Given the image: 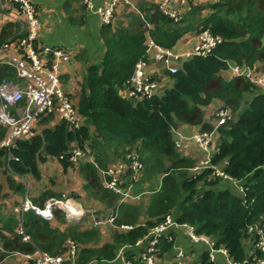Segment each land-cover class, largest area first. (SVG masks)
I'll return each mask as SVG.
<instances>
[{
    "label": "trees",
    "instance_id": "trees-1",
    "mask_svg": "<svg viewBox=\"0 0 264 264\" xmlns=\"http://www.w3.org/2000/svg\"><path fill=\"white\" fill-rule=\"evenodd\" d=\"M5 1L10 0L0 3ZM154 1L139 0L136 11H126L121 20L115 19V24L113 20L103 26L104 54L98 63L86 69L84 88L75 101L82 126L69 130L60 121L49 128L51 117L41 115L38 122L44 128L30 139L18 141L11 150L9 163L14 173L27 177L30 200L41 206L47 199L60 196L45 191L33 199L32 180H39L42 154L58 160L64 171L71 168L84 180L82 189L87 197L114 209L116 227L132 229L113 230L110 240L101 243L96 228L81 230L80 224L74 223L60 231L33 212H26L21 226L29 241L24 242L15 232L19 222L11 215L2 218L0 263L13 253L27 255L35 249L53 256L64 254L67 242L71 241L77 246L76 257L65 264H119V249L130 248L123 251L126 258L133 254L135 242L169 214L178 223L193 225L197 233L211 236L216 246L226 248L233 261L242 262L247 253L243 244L247 227L260 223L264 228V92L243 77L226 80L219 75L230 65L248 69L256 64L264 66V0H214L205 16L203 9L191 2L178 21L167 18ZM206 29L213 37H220L222 43L206 56L185 58L177 73L169 76L172 86L163 95L136 104L120 96L135 64L144 60L146 34L158 46L172 49L185 34L199 35ZM18 31V25L13 23L3 26L0 47L26 37ZM7 38L12 39L4 42ZM17 79L13 67L0 63V84ZM213 103L225 106L232 118L217 129V147L211 163L239 182V189L228 182L207 178L209 170L191 179L187 171L195 163L174 146L172 130L178 124L199 125L204 132L212 129L203 123V109ZM5 133L1 126L0 141ZM71 143L81 150L87 149L91 162L72 163L67 153ZM134 148L142 171L135 179L132 171L126 172L122 188L132 182L133 196L140 198L139 190L148 196L144 207L119 202L120 196L105 189L98 175V171L105 173L108 164L116 160L127 163L124 155ZM6 154L0 149V168L11 179L6 159L1 160ZM224 159L228 161L226 167H222ZM15 181L13 191L23 197L25 187ZM61 215L60 211L54 213L58 222H64ZM141 218L146 222L140 224ZM170 248L169 243H163L161 253ZM200 263L210 264L205 254Z\"/></svg>",
    "mask_w": 264,
    "mask_h": 264
},
{
    "label": "built area",
    "instance_id": "built-area-1",
    "mask_svg": "<svg viewBox=\"0 0 264 264\" xmlns=\"http://www.w3.org/2000/svg\"><path fill=\"white\" fill-rule=\"evenodd\" d=\"M121 0H108L105 8L99 10L101 21L104 25L112 23L118 3ZM130 9L136 11L135 6L123 0ZM196 0H159L157 6L159 10L169 19L178 21L181 14L180 8L185 7L187 3L195 5ZM214 1V0H213ZM178 6L179 9H178ZM0 13L5 21L18 25L20 32L25 33V39L16 42L15 47L19 51L12 55L6 52L7 43L3 44L0 49L4 55L2 64L13 67L16 70L17 78L22 84L12 82H2L0 84V126L6 129L4 138L0 141V149L7 152L1 160L6 159V169L10 175L17 181L21 182L26 194L20 200L19 206L15 209L18 226L16 233L22 236L24 242L29 238L24 234L21 222L22 215L26 212H33L41 219L51 222L54 218L55 211L62 212L65 221L69 224H80L87 217V213L82 203L73 197L49 198L43 205H35L29 197L30 183L27 177L14 173L10 168L12 160L11 150L20 140L30 139L32 137L33 124L41 115L56 114L60 121L67 124L69 130L79 129L82 126V120L77 112L75 102L71 97L66 95L60 88L58 74L56 69L48 68L49 59H66V55L58 49H49L47 47L34 48V42L38 36V19L33 6L28 0H10L0 5ZM147 28H150L147 26ZM144 60H139L135 66L129 82L119 91V94L126 101L136 104L145 99L160 97L158 91V82L153 78H146L144 68L146 61L163 65L165 73L169 77L178 71L179 65L185 58L191 56H206L217 48L221 43L220 37H213L208 29L198 35L196 47L182 57L174 53L172 49H165L155 44L146 34ZM11 46V45H10ZM184 58V59H182ZM181 60V61H180ZM176 61L178 65H173ZM229 70L235 77H243L252 84L264 89V66H253L248 69L242 66L230 65ZM22 105L20 106V104ZM14 110L13 112L11 111ZM232 118V113L225 106L220 105L216 112V122L209 132L198 131L194 133L190 140L195 143L206 159L189 169L191 179L201 175L204 171L209 170L207 178L228 182L233 188L239 189V182L233 180L222 168L211 163V158L215 154L217 147V129L225 125L226 121ZM174 134L180 136L176 130ZM179 147V144L175 145ZM69 160L76 164L79 157L91 158L88 150H81L75 143L69 145ZM125 167L132 171V178L135 179L142 171V165L138 161L136 149L126 152ZM227 160V159H224ZM197 164V165H196ZM228 163H222L226 167ZM108 178L104 180V187L112 193L120 196L121 200H134L138 196L132 195V182L122 188L125 183L121 175L114 171L104 173ZM116 216L113 212L108 222H114ZM100 221L94 219L93 227H99ZM119 231L131 230V227L122 226L117 228ZM178 234L183 236L187 246H183L178 241ZM246 237L248 242L245 245L246 256L242 262L233 261L227 250L223 246H216L215 240L211 236L197 233L196 228L188 223H178L172 215H166L154 226L147 229L146 233L139 238L133 248V254L127 258L123 254V247L116 254V259L124 257L121 264H201L200 257L205 254L207 262L210 264H264V228L260 223H254L247 227ZM244 238V239H245ZM163 243L171 245L169 252L161 253ZM249 244L248 249L246 245ZM77 246L67 242V251L64 254L50 255L35 249L31 254L22 255L28 261H34L35 264H65L76 257ZM67 256V259L64 257Z\"/></svg>",
    "mask_w": 264,
    "mask_h": 264
},
{
    "label": "crops",
    "instance_id": "crops-1",
    "mask_svg": "<svg viewBox=\"0 0 264 264\" xmlns=\"http://www.w3.org/2000/svg\"><path fill=\"white\" fill-rule=\"evenodd\" d=\"M28 1L33 6L39 23L38 36L34 42V48L38 49L39 47H47L49 49H58L66 55V59H49V62H47V66L48 68H53L54 66L58 74L59 83L63 92L71 98L73 97L75 102L76 100H78L79 95L84 88L86 69L90 65L98 63L104 54V43L101 33L102 28L105 25L101 21L97 12L105 8L108 0ZM126 1L136 6V3L139 0ZM158 1L159 0L154 1L156 5ZM212 3L213 0L195 1V5L203 9L202 16H205L211 11L209 7L212 5ZM0 5H2V2L0 3ZM189 5L190 3H187L185 7H182L180 9V6H178V12L182 15L181 18L189 10ZM127 6L128 5L123 0H121L118 3L115 11L116 18L114 14L113 20H117L118 18H120L121 20L123 13H125L126 11H131L130 7L127 8ZM116 20L114 24L116 23ZM8 23L11 22L5 21L2 14L0 13V32L3 26ZM18 34L22 35V32H20V28ZM23 38L25 39V37ZM23 38L18 39L16 42H21ZM10 39L12 38H7L6 40H4V42H7ZM16 42H12L10 43L11 46H7L6 52L8 54L15 55L19 52L15 47ZM197 43L198 35L195 33H187L176 43L172 50L175 54L185 57L187 53H190L196 47ZM3 58L4 55L0 49V63L2 62ZM172 64L176 66L178 65L176 61L172 62ZM260 65L261 64H256L255 66ZM144 73L146 78L156 79V81L158 82V91L161 95H163L167 89L171 88L172 82L165 73L162 64L147 60L144 68ZM219 75L222 78H226V80L234 76L229 68L225 71L220 72ZM12 83L22 84V81L18 80ZM219 104L220 103H213L203 109V123L207 126L213 127V125L215 124L216 112L220 106ZM21 105L22 103L20 104V106ZM11 111L13 112L14 110L11 109ZM48 115L51 117V119L49 120L47 127L53 128L60 123L59 117L56 114ZM43 128L44 126L41 125L37 120L32 127V137L34 134H39ZM174 130L180 133V136H178L177 134H174L172 132L174 146L176 144H179V147L175 146V149L183 157H188L192 159L193 163H196L197 160L201 158V152L199 151L197 145L190 140V137L194 133L203 130H201V127L199 125L191 126L186 124H178L177 128ZM210 130L211 128L205 131L209 132ZM42 157L43 161L40 162L38 166L39 180H32L31 194L33 196V199H37L41 195V193L45 191L56 193L60 196V198L78 197V199H80L82 203V206L86 210V218H90L88 219L89 221L87 223L84 222L85 220L80 223L81 230H89L91 228H95L93 227L94 219L101 222L100 226L96 227V229L100 232L101 237H110V233L113 230H118V227L114 225V222L113 224L108 222V218L114 212V209L107 208L104 204L99 203L90 197H87L82 189L85 184L84 180L80 178L83 181L82 186L76 180V177L79 176L77 172L72 171L71 168V170L67 169L66 171H64L60 166L58 160L53 159L45 154H42ZM91 160L92 158L82 156L78 158V161H80L81 163H88L91 162ZM107 171H114L120 174L123 178L127 172V168L125 167V164L122 160H116L115 162L108 164ZM187 173L189 174V169ZM65 175H71L73 177V183H69L70 185L65 186L62 190H58L57 192L54 182L58 179L63 178ZM98 175L104 187V173L102 171H98ZM16 186L17 184L15 179H9V176L5 171H3V168H0V228L3 225L2 218H7L8 216L10 217L11 215H14L16 220H18L15 209L19 206L22 195L13 191L16 190ZM145 201H147L148 203V197L142 199V197L140 196L138 200H119V202L124 204H142L143 207L147 204L144 203ZM104 210L106 211L105 214H103ZM61 216L63 217V214ZM49 223L53 228H57L60 231H64L68 227V225H70L65 221V219L64 222H58L55 216ZM16 229L17 227L15 228V232ZM177 238L183 246H187V243L184 240L183 236L178 234ZM107 241L108 240L101 242L106 243ZM12 256L15 258L12 259L7 257L2 261V264H28V261H26L18 253H14L12 254ZM64 257L67 259V256L64 255ZM124 259V257L117 258L116 262L121 264ZM219 264L223 263L220 262Z\"/></svg>",
    "mask_w": 264,
    "mask_h": 264
},
{
    "label": "rangeland",
    "instance_id": "rangeland-1",
    "mask_svg": "<svg viewBox=\"0 0 264 264\" xmlns=\"http://www.w3.org/2000/svg\"><path fill=\"white\" fill-rule=\"evenodd\" d=\"M134 5V4H133ZM233 77V76H232ZM231 77V78H232ZM224 79H226V78H224ZM229 79V78H228ZM227 79V80H228ZM60 88H61V86H60ZM262 92H264V90L263 89H261V88H259ZM61 90H62V88H61ZM70 97V96H69ZM251 98V96L249 97V99ZM72 100L74 101V99H73V97H72ZM219 105H221V104H219ZM200 152H202L201 150H199ZM206 159V156L204 155V154H202L201 153V158L199 159V160H197V164L198 163H200V162H202V161H204ZM222 163H228V161L227 160H223L222 161ZM196 164V165H197ZM69 170H71V169H69ZM73 174V173H72ZM81 177H79V176H77L76 177V180L80 183V185L82 186L83 185V179L81 180L80 179ZM55 187H56V189H57V192H58V190H62L65 186H67V185H70L69 183H73V177L71 176V175H65L63 178H61V179H58V180H56L55 182ZM149 189V187H147V190ZM140 191V194H141V197H142V199L143 198H145V197H148L147 195H144L142 192H141V190H139ZM142 202V201H141ZM144 203H147V201H145ZM142 205V204H141ZM143 207V206H142ZM86 211V210H85ZM106 213V211L104 210V212H103V214H105ZM88 219H90V218H86L85 219V221L84 222H88L89 220ZM144 221V222H143ZM140 224H143V223H145L146 222V220H145V218H141L140 219ZM106 225V224H105ZM106 240H110V237L108 236H104V237H101V241L103 242V241H106ZM245 240V243H247L248 242V239L247 238H245L244 239ZM107 241V242H108ZM101 242V243H102ZM248 246H249V244H247L246 245V248L248 249ZM8 258H15V257H13L12 255L11 256H9ZM92 264H95V262H93ZM187 264H191V261H189V262H187Z\"/></svg>",
    "mask_w": 264,
    "mask_h": 264
},
{
    "label": "clouds",
    "instance_id": "clouds-1",
    "mask_svg": "<svg viewBox=\"0 0 264 264\" xmlns=\"http://www.w3.org/2000/svg\"><path fill=\"white\" fill-rule=\"evenodd\" d=\"M23 241V240H22ZM14 254V253H13ZM20 256H22L23 254H19ZM9 257V256H8ZM0 264H2V263H0Z\"/></svg>",
    "mask_w": 264,
    "mask_h": 264
}]
</instances>
